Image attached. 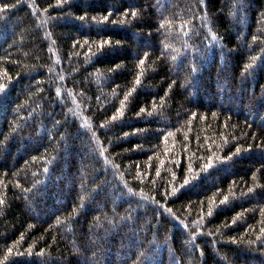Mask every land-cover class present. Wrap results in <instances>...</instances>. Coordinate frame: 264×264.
Instances as JSON below:
<instances>
[{"label":"trees","instance_id":"obj_1","mask_svg":"<svg viewBox=\"0 0 264 264\" xmlns=\"http://www.w3.org/2000/svg\"><path fill=\"white\" fill-rule=\"evenodd\" d=\"M0 264H264V0H0Z\"/></svg>","mask_w":264,"mask_h":264}]
</instances>
